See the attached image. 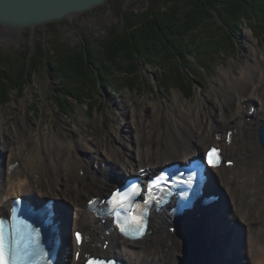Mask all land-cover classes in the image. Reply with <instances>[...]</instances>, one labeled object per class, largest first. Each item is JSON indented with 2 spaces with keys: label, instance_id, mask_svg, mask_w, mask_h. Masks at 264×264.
<instances>
[{
  "label": "bare ground",
  "instance_id": "bare-ground-1",
  "mask_svg": "<svg viewBox=\"0 0 264 264\" xmlns=\"http://www.w3.org/2000/svg\"><path fill=\"white\" fill-rule=\"evenodd\" d=\"M249 46L250 61L241 64L240 75L232 74L229 68L220 69L212 91L204 100L198 98L190 109L185 104H165L162 113L153 111L142 115L145 118L138 116L133 120L137 122L134 128H127L124 134L111 132L102 145L86 129V122L79 119L71 128L74 134L65 137L50 131L26 137L16 127L5 128L1 124L0 214L8 212L12 198L19 194L37 199L54 198L68 206L70 210L63 214L64 241L58 264H79L82 258L74 259L77 249L82 255L90 251L114 253L127 264H264V148L257 137L264 121V52ZM178 98L176 93L175 99ZM252 103L257 106L248 120ZM130 112L128 107L123 110L125 114ZM191 114L199 115V121ZM147 115H151L149 121ZM145 127L150 135L145 133ZM229 128H235L236 133L224 151L234 160V166L212 169L211 186L223 197L221 213L229 222L227 236H231V244L222 245L219 241L223 230L220 219L209 222L213 225L201 238L207 242L209 236L208 246L196 245L192 219L182 217L184 222L172 234L166 232L165 226L174 218L160 212L154 214L152 231L143 240L130 242L117 238L106 251L93 239L80 247L75 245L69 229L100 230L102 226L86 207L91 197L106 195L123 176L132 172L141 169L152 172L167 162L186 161L215 143L219 132L225 136ZM129 131H133L134 137ZM133 138L137 139L136 143L127 152L119 146L120 142ZM28 140L34 148L24 155ZM15 161L18 165L11 166ZM104 162L107 165L103 168ZM81 169L85 170L82 174ZM232 232L236 234L231 235ZM237 239L240 247L236 245Z\"/></svg>",
  "mask_w": 264,
  "mask_h": 264
},
{
  "label": "rangeland",
  "instance_id": "rangeland-1",
  "mask_svg": "<svg viewBox=\"0 0 264 264\" xmlns=\"http://www.w3.org/2000/svg\"><path fill=\"white\" fill-rule=\"evenodd\" d=\"M146 6L147 0H123L120 8H117V4L110 0L81 14L38 25L32 30L24 28L19 35H10L9 32L0 35V54L3 56L0 64L14 70L16 66L20 67L25 62L31 72L29 82L22 89L11 88L8 90L9 99L6 102H0V118L2 119L0 125L3 124L1 126H5V128L14 126L18 131H23L26 137L29 135L39 136L41 133L47 134L46 132L49 131L53 135L65 137V135L72 136L74 134L71 128L76 125L75 123L79 119V121L86 122V129L90 134L93 133L98 140L96 141L102 145L106 142L107 136L110 138L111 132L117 130L116 134H124L127 128L133 129L137 123L133 120H136L138 116L145 115V113L150 114L153 111L162 113L166 105L185 104L190 109L193 105L195 106L194 101L197 102L198 98L204 100V97L212 91L220 69L229 68L232 70V74L240 75L241 64H248L250 61L247 46L259 48L264 52V27L255 25L257 22L253 24L249 19H242L229 33V35H233L235 41L234 49L220 56L212 73L206 74L205 70L197 65L193 58V52L188 55L195 62L192 68L195 70V66H197L202 71L201 74H205L204 80L199 77L203 83L201 84L197 79L199 82L194 81L191 90L185 84L183 90L186 92H182L177 87L169 88L161 84L159 67L157 68L154 63L149 64L146 59H142L138 64L139 78L142 80L140 87L137 89L123 88V83L129 79L116 72L113 77H106L100 81L97 90L93 91L89 106L78 103L75 98L69 97L72 106L67 110L65 103L56 97L60 77L56 70L59 65L54 54L56 49L54 45L57 44L59 51L62 49L63 52L83 50V43L88 40L90 48L99 51L100 43L108 37L109 30L113 27L121 29L122 20L120 16L116 15L117 9L119 12L122 9L126 12L140 13L145 11ZM198 40V36L191 40L195 44L190 49L199 45ZM37 47L38 49L35 51ZM33 53L36 54L35 68H31L34 63L31 61ZM81 65L84 66V63L81 62ZM182 70L184 75L189 74L187 69ZM115 79L118 81L115 82ZM5 80L7 79L5 78ZM176 93L179 94L177 100L175 99ZM213 96L214 93L210 98L212 99ZM214 100L218 102V98H214ZM63 104L66 110L62 107ZM127 107L131 112L125 114L123 110ZM188 111L193 112V110ZM150 116H146V121L151 119ZM190 116L196 121L200 119L199 115L192 116L191 114ZM141 118H145V116ZM145 133L150 135L149 129L146 127ZM129 134L132 137L134 133L129 131ZM76 138L78 136L75 135ZM136 140L133 138L126 142H120L119 146H122L127 152L130 146L136 143ZM32 148H34V144L28 140L24 155L30 154ZM35 177L37 176L35 175Z\"/></svg>",
  "mask_w": 264,
  "mask_h": 264
},
{
  "label": "trees",
  "instance_id": "trees-1",
  "mask_svg": "<svg viewBox=\"0 0 264 264\" xmlns=\"http://www.w3.org/2000/svg\"><path fill=\"white\" fill-rule=\"evenodd\" d=\"M111 1L117 8L123 2ZM146 7L140 13L117 9L116 15L122 20L121 29L109 30L99 51L90 48L86 39L83 50L63 52L54 45L59 65L55 69L60 77L56 97L65 103L67 110L72 106L69 97L89 106L100 81L113 77L116 72L129 79L123 83V88L140 87L138 64L142 59L159 67L161 84L186 92L183 90L185 84L191 90L194 81L203 83L205 74H201L200 68L206 74L212 73L220 56L234 49L235 41L229 33L242 19L264 27V0H147ZM197 36L199 45L190 49L195 44L191 40ZM191 52L200 67L195 66V70L192 68L195 62L188 56ZM32 55L31 68H35L36 54ZM184 68L190 75H184ZM30 74L25 62L14 70L0 64V102L9 99L11 88L22 89L29 82ZM65 106L62 105L64 109Z\"/></svg>",
  "mask_w": 264,
  "mask_h": 264
},
{
  "label": "water",
  "instance_id": "water-1",
  "mask_svg": "<svg viewBox=\"0 0 264 264\" xmlns=\"http://www.w3.org/2000/svg\"><path fill=\"white\" fill-rule=\"evenodd\" d=\"M107 0H0V27L20 32L24 28L59 21L81 14ZM10 35H16L10 33ZM258 140L264 148V121L258 128Z\"/></svg>",
  "mask_w": 264,
  "mask_h": 264
},
{
  "label": "snow or ice",
  "instance_id": "snow-or-ice-1",
  "mask_svg": "<svg viewBox=\"0 0 264 264\" xmlns=\"http://www.w3.org/2000/svg\"><path fill=\"white\" fill-rule=\"evenodd\" d=\"M217 149L212 148L208 152L209 163L213 164L212 159L217 154ZM160 181H153L148 187L151 190L153 187L159 186ZM123 194L117 191L114 193V198ZM79 239V236L77 237ZM20 241L15 236H5L4 223L0 221V264H19L21 259ZM89 264H99L96 261H89Z\"/></svg>",
  "mask_w": 264,
  "mask_h": 264
},
{
  "label": "flooded vegetation",
  "instance_id": "flooded-vegetation-1",
  "mask_svg": "<svg viewBox=\"0 0 264 264\" xmlns=\"http://www.w3.org/2000/svg\"><path fill=\"white\" fill-rule=\"evenodd\" d=\"M4 32H9V33H14V34H21L20 32L18 31H11L10 29L8 28H5V27H0V35H2Z\"/></svg>",
  "mask_w": 264,
  "mask_h": 264
}]
</instances>
